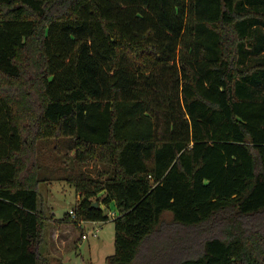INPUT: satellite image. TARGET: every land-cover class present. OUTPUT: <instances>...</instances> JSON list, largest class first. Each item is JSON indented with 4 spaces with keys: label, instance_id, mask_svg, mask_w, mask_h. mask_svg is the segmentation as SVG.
I'll list each match as a JSON object with an SVG mask.
<instances>
[{
    "label": "trees",
    "instance_id": "trees-1",
    "mask_svg": "<svg viewBox=\"0 0 264 264\" xmlns=\"http://www.w3.org/2000/svg\"><path fill=\"white\" fill-rule=\"evenodd\" d=\"M56 179L105 264H264V0H0V264Z\"/></svg>",
    "mask_w": 264,
    "mask_h": 264
},
{
    "label": "rangeland",
    "instance_id": "rangeland-1",
    "mask_svg": "<svg viewBox=\"0 0 264 264\" xmlns=\"http://www.w3.org/2000/svg\"><path fill=\"white\" fill-rule=\"evenodd\" d=\"M40 192L39 202L47 217L40 249L51 264H105L106 257L115 250L113 217L107 221H86L85 230L80 229L78 224L63 220L78 200L75 187L56 179L51 184L41 183ZM114 205L112 202L106 210L109 215ZM165 218L171 220V214L167 213ZM96 230H99L97 235H93ZM83 232L88 233L87 239L81 237Z\"/></svg>",
    "mask_w": 264,
    "mask_h": 264
},
{
    "label": "built area",
    "instance_id": "built-area-1",
    "mask_svg": "<svg viewBox=\"0 0 264 264\" xmlns=\"http://www.w3.org/2000/svg\"><path fill=\"white\" fill-rule=\"evenodd\" d=\"M70 214L72 215V218H73V219H76V215H75V213H74L73 210L70 211ZM109 216H111V217L114 218V217L116 216V214H110ZM84 222H86V221H79V222H78V227H79L80 229L85 230L84 227H83V223H84ZM98 231H99V230H96L95 232H93V235H97ZM81 237H82L83 239H87V238H88V233L83 232V233L81 234Z\"/></svg>",
    "mask_w": 264,
    "mask_h": 264
},
{
    "label": "crops",
    "instance_id": "crops-1",
    "mask_svg": "<svg viewBox=\"0 0 264 264\" xmlns=\"http://www.w3.org/2000/svg\"><path fill=\"white\" fill-rule=\"evenodd\" d=\"M115 204V203H114ZM115 208V205H114ZM113 211L110 214H116V211L114 209H112ZM117 215V214H116ZM58 230V229H57ZM55 231V235L58 236V231Z\"/></svg>",
    "mask_w": 264,
    "mask_h": 264
},
{
    "label": "water",
    "instance_id": "water-1",
    "mask_svg": "<svg viewBox=\"0 0 264 264\" xmlns=\"http://www.w3.org/2000/svg\"><path fill=\"white\" fill-rule=\"evenodd\" d=\"M95 205L98 206V202H95Z\"/></svg>",
    "mask_w": 264,
    "mask_h": 264
}]
</instances>
